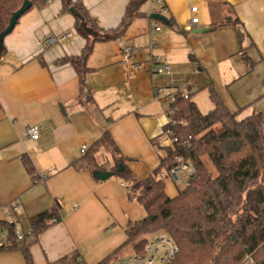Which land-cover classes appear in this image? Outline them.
<instances>
[{"label":"crops","instance_id":"1","mask_svg":"<svg viewBox=\"0 0 264 264\" xmlns=\"http://www.w3.org/2000/svg\"><path fill=\"white\" fill-rule=\"evenodd\" d=\"M80 1L100 26L93 29L96 35L86 31L97 38L83 81L70 62H56L80 54L86 42L75 27L76 15L61 2L27 10L31 13L26 11L4 38L0 222L13 223L26 234L30 218L57 203L61 219L35 239L25 236L13 247L0 249V264H27L25 246L32 264H51L73 252L79 254V264H96L126 240L129 221L146 215L120 177L99 179L87 168L72 165L106 130L132 171L144 179L164 155L154 140L170 143L161 133L176 92L190 93L202 111L210 110L213 85L229 109L239 111V119L253 112L264 119V0H162L166 9L153 4L150 14L168 17L163 25L147 13V1L144 14L134 17L121 35L133 46L134 60L147 61L145 72L121 63L119 36H114L129 0ZM194 5L200 21L190 30ZM236 17V25L213 28L214 21ZM202 28L208 30L196 31ZM72 29L76 33L67 42H43L47 35ZM157 56L171 64L169 72L159 75L153 70L152 58ZM31 124L40 128L38 139L26 134ZM186 166L180 173L188 179L193 168ZM5 236L0 232V238Z\"/></svg>","mask_w":264,"mask_h":264},{"label":"trees","instance_id":"2","mask_svg":"<svg viewBox=\"0 0 264 264\" xmlns=\"http://www.w3.org/2000/svg\"><path fill=\"white\" fill-rule=\"evenodd\" d=\"M25 0H0V33L10 23L12 14ZM51 0H30V8H44ZM148 0H129L114 36H121L132 19L144 14L143 4ZM63 9L74 6L82 15H76V29L86 36L80 54L65 55L58 63L70 62L81 80L90 69L87 59L93 50L92 38L82 26V20L92 29H100L80 0H60ZM28 9V10H29ZM239 18L214 21L213 28L238 24ZM6 52L0 46V58ZM178 91L170 104V121L163 126L161 135L170 143L154 144L164 151L158 166L144 179L136 176L127 164L128 158L120 153L109 131L92 144L72 165L87 168L95 177L99 170L116 171L128 188V194L143 205L146 215L129 221L126 240L112 253L96 264H112L115 257L127 249H142L146 234L163 229L179 247L176 264H239L251 255L264 263V129L263 116L253 112L239 119L213 85L209 94L214 106L203 112L191 98ZM176 138V139H174ZM206 158L215 167L212 174ZM30 173L34 166L24 157ZM178 162L189 165L193 171L187 184L173 196L166 191L169 170ZM124 168L119 170L120 164ZM61 219L59 204L32 216L30 231L34 239L51 224ZM9 230L11 248L17 238L13 223H3ZM27 264H32L28 247H24ZM79 254L73 252L51 264H79Z\"/></svg>","mask_w":264,"mask_h":264},{"label":"built area","instance_id":"3","mask_svg":"<svg viewBox=\"0 0 264 264\" xmlns=\"http://www.w3.org/2000/svg\"><path fill=\"white\" fill-rule=\"evenodd\" d=\"M149 9L148 14H150L151 7L157 5L160 10H165L166 7L162 0H148ZM191 12L193 13L191 17L190 30L198 26L199 15H198V6L194 5L191 7ZM155 22V28L160 29V26ZM73 33L72 31H64L59 34H50L44 37L43 42L47 44L62 43L67 42L71 39ZM118 47L120 52V58L122 63L126 68L131 67L135 72L141 71L145 68V64L141 61H135V55L133 52V46L129 43L128 39L125 36H120L118 38ZM152 68L155 72L160 74L169 72L172 68L171 64L167 61L162 60L159 56L152 58ZM184 97H188V94L183 93ZM170 118L168 119V122ZM167 122V123H168ZM26 134L34 139H38L40 136V128L37 124H31L27 127ZM176 139V138H174ZM170 141V140H169ZM84 148L86 146H83ZM186 165L178 162L169 170V175L178 180V173ZM17 206H14L16 209ZM5 232L6 236L0 238V245H7L11 242L9 239V230L7 227L0 225V232ZM14 235L18 240H23L25 236H29L32 239L34 238L31 231L26 234L21 233L16 228L14 229ZM179 252V247L176 241L172 236L167 233H155L150 237L146 238L144 246L142 249H134L133 251H126L121 255L114 258L112 264H176L177 255Z\"/></svg>","mask_w":264,"mask_h":264},{"label":"water","instance_id":"4","mask_svg":"<svg viewBox=\"0 0 264 264\" xmlns=\"http://www.w3.org/2000/svg\"><path fill=\"white\" fill-rule=\"evenodd\" d=\"M30 4H31L30 0H25L23 2L22 6L12 14L9 25L6 27V29H4L0 33V46L4 42L5 36L14 29V27L17 24L19 18L29 9ZM70 9L74 12L75 15L79 16L80 18L82 17L80 12L74 6H70ZM150 16L152 18H155V19L161 20L163 22L169 23V18L166 17L161 12H153V13L150 14ZM82 26L84 27L85 31H88L89 33H93L94 35L98 34L91 27H89L84 20H82ZM206 30H208V28L197 29L196 31L197 32H199V31L202 32V31H206ZM123 168H124V165H123V163H121L120 166H119V170H122ZM115 174H116V171L99 170L96 173V176L99 179H106V178L111 177V176H113ZM261 264H264V263H261Z\"/></svg>","mask_w":264,"mask_h":264},{"label":"rangeland","instance_id":"5","mask_svg":"<svg viewBox=\"0 0 264 264\" xmlns=\"http://www.w3.org/2000/svg\"><path fill=\"white\" fill-rule=\"evenodd\" d=\"M52 3H60V0H51L50 2H49V4L48 5H51ZM37 9V7L36 6H33L32 8H30L28 11H35ZM26 12L27 14L26 15H29L31 12ZM37 11V10H36ZM22 17V16H21ZM20 17V18H21ZM19 18V19H20ZM146 19H147V17H145ZM160 23L163 25L164 23L162 22V21H160ZM72 31V33L73 34H75L76 33V30H71ZM12 32V31H11ZM10 32V33H11ZM97 32V31H96ZM10 33H8L7 35H11ZM92 35H93V33H92ZM9 37V36H8ZM120 58V57H119ZM121 62V61H120ZM147 61H144V63H146ZM122 63V62H121ZM147 65V64H146ZM142 72H145V68L143 69V70H141ZM156 74H159V75H161L160 73H158V72H156ZM163 74H165V73H163ZM203 108V112H207L209 109H206L205 107H202ZM205 108V109H204ZM206 162H207V165L209 166V168H210V170H211V172H212V174L213 175H215L216 173H217V171H216V169H215V167L213 166V164L210 162V160L208 159V158H206ZM185 171L186 172H188L189 170H188V167L186 166V169H185ZM181 172V171H180ZM179 172V174H178V176L180 177V179L179 180H174V178H172V177H168L167 178V180H166V183H167V191H168V193L170 194V195H174V194H176V192H177V187H179V188H183V187H185L186 186V184H187V181H188V179H187V177H184L183 176V174H181ZM174 181H176V184H177V187H176V185L174 184ZM161 232H166L165 230H163V229H160V230H156V231H153V232H151V233H147L146 234V238L147 237H150L151 235H153V234H155V233H161ZM134 249L133 248H129V249H127L126 251H133ZM125 251V252H126ZM260 259H256V258H254V257H252L251 255H247L243 260H242V262L241 263H239V264H260V261H259Z\"/></svg>","mask_w":264,"mask_h":264}]
</instances>
